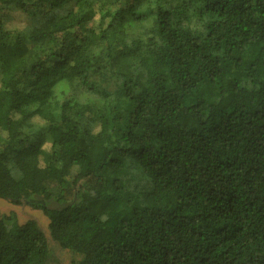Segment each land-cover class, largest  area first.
Returning <instances> with one entry per match:
<instances>
[{
	"label": "trees",
	"instance_id": "16d2710c",
	"mask_svg": "<svg viewBox=\"0 0 264 264\" xmlns=\"http://www.w3.org/2000/svg\"><path fill=\"white\" fill-rule=\"evenodd\" d=\"M0 198L71 264H264V0H0Z\"/></svg>",
	"mask_w": 264,
	"mask_h": 264
},
{
	"label": "rangeland",
	"instance_id": "374dc122",
	"mask_svg": "<svg viewBox=\"0 0 264 264\" xmlns=\"http://www.w3.org/2000/svg\"><path fill=\"white\" fill-rule=\"evenodd\" d=\"M0 216H9L15 218L19 224L25 223L28 220H34L39 224L45 232L51 252V257L48 264H71L74 254L61 248V246L51 238L48 229L49 219L41 210L33 209L26 204H14L8 200L0 198Z\"/></svg>",
	"mask_w": 264,
	"mask_h": 264
}]
</instances>
